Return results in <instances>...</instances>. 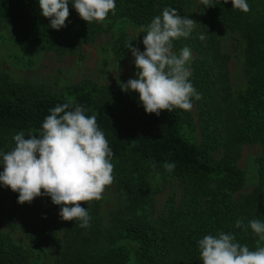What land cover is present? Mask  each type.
<instances>
[{
	"label": "trees",
	"instance_id": "trees-1",
	"mask_svg": "<svg viewBox=\"0 0 264 264\" xmlns=\"http://www.w3.org/2000/svg\"><path fill=\"white\" fill-rule=\"evenodd\" d=\"M115 3V14L109 13L106 20L121 19L146 28L168 7L197 22L189 37L173 41V50L188 47L195 54L188 67L190 81L201 95L192 101L199 142L182 135L183 126L193 120L189 111L146 114L137 92L121 90L120 84L127 81L106 87L81 82L54 93L0 74V152L10 151L14 135L21 131L25 136L29 131L39 135L50 110L70 101L72 108L79 105L86 115L97 116L114 153L113 176L124 197L123 210L105 226L101 199L82 204L91 217L89 226L63 220L58 264H202L197 242L220 232L233 234L237 243L255 250L259 238L246 226L253 219L264 222V0H247L248 13L233 9L231 0L227 4L212 0L213 7H205L200 0ZM68 7L65 26L55 30L41 15L38 0H0V24H10L19 42L60 56L74 55L105 28L104 21H83L71 2ZM218 25L239 33L243 41V90L230 86L227 57L215 34ZM128 43L126 36L114 41V61L126 56ZM245 145L261 148L258 185L249 193L243 192L244 174L237 166ZM165 163L175 167L168 171ZM157 171L174 177L180 192L167 214L151 221L141 211L150 202L145 178ZM0 189L10 190L3 185ZM13 193V210L27 237L39 245L53 240L57 205L48 196L19 204V194ZM238 220L245 227L237 228ZM0 264H26L20 248L1 232Z\"/></svg>",
	"mask_w": 264,
	"mask_h": 264
},
{
	"label": "clouds",
	"instance_id": "clouds-1",
	"mask_svg": "<svg viewBox=\"0 0 264 264\" xmlns=\"http://www.w3.org/2000/svg\"><path fill=\"white\" fill-rule=\"evenodd\" d=\"M70 2L86 23L103 22L109 13L115 14V0H38L41 15L50 20L49 27L59 30L65 26ZM200 2L213 7L212 0ZM222 2L227 4L229 0ZM231 4L241 12L250 11L247 0H231ZM196 23L187 16H179L176 8L165 7L142 30L146 33L143 52L128 43L136 78L120 87L122 91L138 93L146 114L159 116L161 111L173 109L190 111L193 98L201 99L190 81L191 50L183 47L179 54L172 50L173 41L189 37ZM85 111L79 105L72 108L70 101L58 105L45 117L39 135L29 131L25 136L21 131L13 137L14 147L0 152V185L19 194L17 203H31L37 197L48 196L54 205L61 206L62 220H79L80 227H88L91 219L81 205L102 199L105 188L114 181V153L98 127L97 116H88ZM163 167L171 171L175 165L165 163ZM235 226L245 227L240 220ZM246 227L259 238L255 250L237 243L231 233L205 235L197 242L202 264H264V222L253 219Z\"/></svg>",
	"mask_w": 264,
	"mask_h": 264
},
{
	"label": "rangeland",
	"instance_id": "rangeland-1",
	"mask_svg": "<svg viewBox=\"0 0 264 264\" xmlns=\"http://www.w3.org/2000/svg\"><path fill=\"white\" fill-rule=\"evenodd\" d=\"M105 32L93 43L85 45L80 53L60 56L53 52L42 51L34 45L19 42L14 37L10 24H0V74L8 75L15 82L43 86L54 93H62L67 87L81 82H91L102 87L136 78L137 71L134 58L128 51L120 61L113 60L111 49L114 41L126 36L129 42L144 51L142 43L146 34L144 27L126 20L109 19L103 22ZM215 34L222 54L227 57L230 86L235 90H243L246 85L244 73V44L237 32L218 25ZM173 50V49H172ZM191 50V49H190ZM179 54L180 50H173ZM192 52V62L195 54ZM189 63V64H190ZM188 64V66H189ZM191 125H184L182 135L190 142H199V129L195 108ZM261 148L258 145H245L237 166L244 174L243 192L249 193L258 185V159ZM145 181L148 186V205L143 213L151 221L167 214L171 202L178 199L179 186L169 173L164 171L150 172ZM14 193L8 189H0V232L9 238L26 256V264H58L59 242L64 231V223L59 216L57 205L55 224L56 236L46 244L31 241L23 231L13 210ZM124 197L118 182L105 188L101 199V221L108 226L111 219L123 210Z\"/></svg>",
	"mask_w": 264,
	"mask_h": 264
}]
</instances>
